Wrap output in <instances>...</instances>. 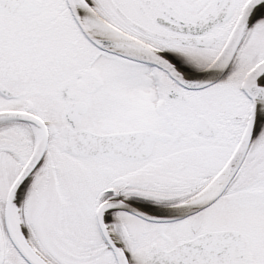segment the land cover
I'll use <instances>...</instances> for the list:
<instances>
[{
	"label": "snow or ice",
	"instance_id": "snow-or-ice-1",
	"mask_svg": "<svg viewBox=\"0 0 264 264\" xmlns=\"http://www.w3.org/2000/svg\"><path fill=\"white\" fill-rule=\"evenodd\" d=\"M0 264H264V0H0Z\"/></svg>",
	"mask_w": 264,
	"mask_h": 264
}]
</instances>
